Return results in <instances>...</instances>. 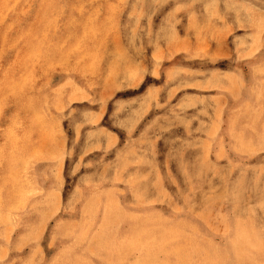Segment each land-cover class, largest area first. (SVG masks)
Returning a JSON list of instances; mask_svg holds the SVG:
<instances>
[{
	"label": "rangeland",
	"instance_id": "1",
	"mask_svg": "<svg viewBox=\"0 0 264 264\" xmlns=\"http://www.w3.org/2000/svg\"><path fill=\"white\" fill-rule=\"evenodd\" d=\"M0 264H264V0H0Z\"/></svg>",
	"mask_w": 264,
	"mask_h": 264
},
{
	"label": "bare ground",
	"instance_id": "2",
	"mask_svg": "<svg viewBox=\"0 0 264 264\" xmlns=\"http://www.w3.org/2000/svg\"><path fill=\"white\" fill-rule=\"evenodd\" d=\"M25 24V23H24ZM34 36V35H33ZM256 40V39H255ZM255 45V43H254ZM251 46V45H250ZM256 46V45H255ZM255 48V47H254ZM250 50V49H249ZM11 55V54H10ZM36 57V56H35ZM24 80V79H23ZM19 82V81H18ZM20 84V82H19ZM14 85V84H13ZM42 102V101H41ZM44 104V103H43ZM256 120V119H255ZM37 121V120H36ZM250 122V121H249ZM47 133V132H46ZM234 137V136H233ZM262 147V146H261ZM263 148V147H262ZM208 159V158H207ZM101 161V160H100ZM136 161V160H135ZM138 167V166H137ZM170 172V171H169ZM142 173V172H141ZM217 173V172H216ZM167 175V174H166ZM139 180V179H138ZM201 183V182H200ZM133 184V183H132ZM138 190V189H137ZM135 191V190H134ZM120 197V196H119ZM134 197V196H133ZM147 199V198H146ZM82 210V209H81ZM105 211V210H104ZM144 216V215H143ZM139 217V216H138ZM133 218V217H132ZM144 218V217H143ZM148 219V218H147ZM255 220V219H254ZM262 222V221H261ZM247 223V222H246ZM257 229V228H255ZM163 231V230H162ZM253 231V230H252ZM151 233V232H150ZM141 234V233H140ZM169 234V233H168ZM157 235V234H156ZM173 235V234H172ZM99 238V237H98ZM132 241V240H131ZM162 244V243H161ZM245 249V248H244ZM253 255V254H252ZM258 259V258H257ZM242 260V259H241ZM255 261V260H254Z\"/></svg>",
	"mask_w": 264,
	"mask_h": 264
}]
</instances>
